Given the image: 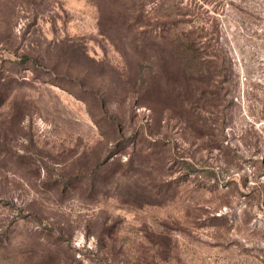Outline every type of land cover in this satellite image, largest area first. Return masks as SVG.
I'll use <instances>...</instances> for the list:
<instances>
[{"label":"rangeland","instance_id":"obj_1","mask_svg":"<svg viewBox=\"0 0 264 264\" xmlns=\"http://www.w3.org/2000/svg\"><path fill=\"white\" fill-rule=\"evenodd\" d=\"M0 264H264V0H0Z\"/></svg>","mask_w":264,"mask_h":264},{"label":"trees","instance_id":"obj_2","mask_svg":"<svg viewBox=\"0 0 264 264\" xmlns=\"http://www.w3.org/2000/svg\"><path fill=\"white\" fill-rule=\"evenodd\" d=\"M193 171H194V175L196 176V177H198V175H200L201 173H204V171L203 170H198V169H196L195 167H193ZM212 173V172H211ZM209 177H211V174H210V172L209 171H205V173H204V176H201V179H209ZM212 179H214V178H212ZM244 182H245V180H244ZM251 190L253 191V193L255 192V193H258V192H260L259 190H258V187L256 186V184L255 185H253V187L251 188ZM225 215L223 214V215H219V216H215V218L213 217V219H217V220H219V218H223Z\"/></svg>","mask_w":264,"mask_h":264}]
</instances>
